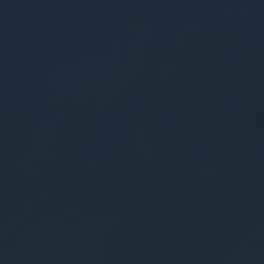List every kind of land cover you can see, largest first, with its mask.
<instances>
[{
  "label": "water",
  "instance_id": "1",
  "mask_svg": "<svg viewBox=\"0 0 264 264\" xmlns=\"http://www.w3.org/2000/svg\"><path fill=\"white\" fill-rule=\"evenodd\" d=\"M0 264H264V0H0Z\"/></svg>",
  "mask_w": 264,
  "mask_h": 264
}]
</instances>
